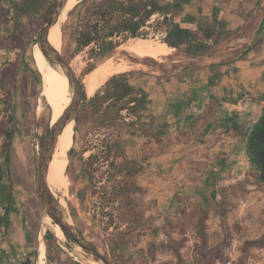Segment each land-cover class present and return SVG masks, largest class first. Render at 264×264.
Returning a JSON list of instances; mask_svg holds the SVG:
<instances>
[{
	"label": "rangeland",
	"instance_id": "1",
	"mask_svg": "<svg viewBox=\"0 0 264 264\" xmlns=\"http://www.w3.org/2000/svg\"><path fill=\"white\" fill-rule=\"evenodd\" d=\"M10 1L22 0H0V4L10 12L6 15L10 19L9 24H3L0 19V41L7 36V27L10 28L13 24L14 11ZM157 16L153 14L149 18L142 32L145 34L144 38L163 41L165 26L156 24ZM21 21L26 24L27 29L23 47L8 46L0 51V119L6 120L7 114L12 113L13 119L8 125L15 129L9 160L1 159L4 163V180L11 184L14 197V210L9 213V227H6L7 232L3 235L13 234L15 228L17 230L21 227V222L26 224L35 244L28 248L27 257L30 264H36L39 233L47 232L41 222L37 156L49 132L52 111L44 95H40L41 80L34 72L36 68L31 55L37 32L43 25L42 18L38 13L31 17L24 15ZM72 22L73 16L67 14L62 22L60 51L69 59L82 83L84 69L89 61L88 48L71 57L74 48ZM263 24L264 21L250 40L247 51L249 48H256L252 54L264 53V47L261 46L264 44V35L259 38ZM242 33L227 34L224 38L231 44H241L244 43ZM131 38L138 37L127 40ZM124 42L110 56L92 61L98 64L107 58L114 61L126 60L132 66L126 71L127 76L149 68L167 73L175 67L202 61L201 56L192 59L195 57H188L173 47L172 53L162 60L153 58L155 64L147 57L136 56L124 50L121 46ZM221 44L222 40L219 41V45ZM17 59L20 61L17 69L9 73L7 80L2 79V70L13 65ZM257 66H264V56ZM258 85L264 88V75L260 76ZM90 126V123H84L79 131L74 130L70 175L66 173L70 158L64 166L69 177L68 194L67 198L60 194L62 199L59 200L64 206H68L69 218L73 224L112 264H264V181L257 175L231 185L222 184L216 190L217 195L205 199L200 196L194 201L175 196L173 199L176 204L179 202L182 205H171V210H159L157 198L145 202L140 190L132 186L131 180L129 187H125V191L112 201L113 179L108 178V162L100 159L93 166L95 171L91 181L81 173L79 153L86 147L97 146L105 134L104 130L90 133ZM2 141L0 136V148ZM89 153L85 152L84 157ZM116 179L118 181L120 177L117 176ZM150 206L153 207V212H149ZM2 212L0 208V214ZM43 240L44 260L46 264H50L44 236ZM66 243V240L63 243L57 242L61 252L55 246L51 248V264H83L74 259L70 248L64 245Z\"/></svg>",
	"mask_w": 264,
	"mask_h": 264
},
{
	"label": "crops",
	"instance_id": "2",
	"mask_svg": "<svg viewBox=\"0 0 264 264\" xmlns=\"http://www.w3.org/2000/svg\"><path fill=\"white\" fill-rule=\"evenodd\" d=\"M174 17L191 29L211 25L221 39H207L211 54L192 65L128 75L146 103L138 115L126 116L134 123L122 132V147L137 167L134 180L145 202L157 198L161 211L182 205L176 204L175 196L197 201L218 194L243 137L242 118L249 113L241 109L242 103L248 98L258 102L264 95L258 85L264 66H257L264 53L247 51L264 21V0H188L179 2ZM236 32H243L244 43L231 44L224 38ZM15 231L3 235L7 228L1 230L0 264H30L27 225L21 222Z\"/></svg>",
	"mask_w": 264,
	"mask_h": 264
},
{
	"label": "trees",
	"instance_id": "3",
	"mask_svg": "<svg viewBox=\"0 0 264 264\" xmlns=\"http://www.w3.org/2000/svg\"><path fill=\"white\" fill-rule=\"evenodd\" d=\"M53 0H22L10 1L11 8L14 11L12 17V27H7V36L0 41V51L3 47L14 48L23 47V37L27 31L26 24L21 21L25 15L31 17L40 13L42 24L48 18L50 7ZM188 0H173L170 3L162 5L159 0H80L68 12L73 16V42L74 48L71 57L88 48V64L84 69V74L90 72L97 64L92 60H98L100 57L110 56L114 50L130 37H145L142 32L143 27L153 14L162 15L157 23L165 26V37L163 41L169 46L174 47L176 51L182 52L188 57H197L210 55L212 49L206 43L207 39L214 42L221 39L220 35L211 25H199L196 29L182 26L174 18L179 2ZM9 10L0 4L1 22L9 24L6 15ZM169 14V15H167ZM264 25V24H263ZM9 40L11 43L9 44ZM23 48L22 51H24ZM156 64L153 58L147 57ZM69 60V59H68ZM20 61L17 59L13 65H8L2 70V79L7 80L9 73L17 69ZM100 63V62H99ZM35 74L40 76L37 69ZM128 72L116 73L109 77L105 83L98 88L95 93L88 97L82 86V100L76 117L75 131H79L85 123H90V130L101 131L105 134L97 146H89L81 150L79 160L81 173L90 181L93 179L95 164L100 159L110 164L109 179L112 180L113 197L115 201L128 188L131 180L132 186L144 193L143 189L135 183L137 172L136 165L127 159L122 147V132L127 125L134 122L126 121L129 114L138 115L145 109L146 98L143 91L134 88L127 76ZM2 100V99H0ZM126 110V113H124ZM13 119V114L8 113L7 119H0V136L3 141L0 148V233L1 230L9 226V213L14 210L13 190L10 183L4 180L5 171L3 168L4 161L9 160L10 148L14 134V127L8 125ZM74 147L69 150V162L67 165V174L70 175L72 166V152ZM90 153L84 157V153ZM120 180L117 181L116 177ZM75 218V214L72 213ZM28 247L35 246L32 235L28 233ZM47 247V258L52 262L51 248L57 247L55 236L47 231L44 235ZM257 242V241H256Z\"/></svg>",
	"mask_w": 264,
	"mask_h": 264
},
{
	"label": "bare ground",
	"instance_id": "4",
	"mask_svg": "<svg viewBox=\"0 0 264 264\" xmlns=\"http://www.w3.org/2000/svg\"><path fill=\"white\" fill-rule=\"evenodd\" d=\"M78 1L79 0H67L59 19L48 30V41L59 51L62 43V22L65 20L68 12L73 8V5ZM121 46L124 50H127L136 56L151 57L158 60H162V58L168 56L174 50L173 47L163 41L144 37L131 38ZM31 55L35 68L40 74L42 88L40 90V95H44L46 102L52 111L50 122L54 123L71 101L72 93L68 77L59 65L49 63L36 43L32 46ZM130 67H132L131 64L126 60L120 59L114 61L112 58L104 59L82 78V86L85 90L86 96H92L109 77L116 73L125 72L130 69ZM73 134L74 123L73 121H70L62 127L48 165L47 183L52 192L54 191L55 196L60 200L62 199L60 194L65 198H67L68 194L69 177L66 174L67 172L65 173L64 171V166L69 159L68 153L73 145ZM60 203L64 206L62 202ZM67 221L71 223L72 219L68 217ZM43 223L46 227H49L59 239L65 240L64 234L58 224H56L48 215L43 218ZM43 244L44 240L41 238L37 246L39 250L37 252L36 264H46L42 249ZM71 254L75 260L80 261L83 264H99L95 261L86 259L80 246H75Z\"/></svg>",
	"mask_w": 264,
	"mask_h": 264
},
{
	"label": "water",
	"instance_id": "5",
	"mask_svg": "<svg viewBox=\"0 0 264 264\" xmlns=\"http://www.w3.org/2000/svg\"><path fill=\"white\" fill-rule=\"evenodd\" d=\"M66 1L67 0L52 1L48 18L39 28L35 41L49 63L57 64L64 70L68 77L72 93L71 101L63 113L54 123L49 122V132L37 156V191L41 202V222L47 231H50L55 236L57 242L63 243V240L59 239L49 227L45 226L43 218L48 215L56 224H58L64 234L65 240L67 241L64 245L68 246L71 252L75 246H80L86 259L95 261L99 264H112L106 255L101 253L92 242L86 239L73 222L69 223L67 221V218L71 217L68 212V206H63L60 203V200L55 196L47 183L48 165L55 148L57 137L62 127L70 121H73L75 130L76 117L82 101V83L76 75L74 68L61 51L57 50L48 41V30L59 19ZM263 35L264 28L262 29L259 38ZM248 100L250 99L248 98L247 101ZM259 122L260 126L255 131H249L246 136V142L252 137L256 146L259 147L258 156L260 165L255 168L260 171L261 178L264 179V114ZM44 235V232L39 233V241L41 238L43 239Z\"/></svg>",
	"mask_w": 264,
	"mask_h": 264
},
{
	"label": "flooded vegetation",
	"instance_id": "6",
	"mask_svg": "<svg viewBox=\"0 0 264 264\" xmlns=\"http://www.w3.org/2000/svg\"><path fill=\"white\" fill-rule=\"evenodd\" d=\"M249 99L253 105L248 106V101L245 100L243 101V105L241 107L242 110L248 111L249 114L242 118L245 127L243 130L242 140L239 143L235 154L237 155V158L235 157L233 160V164L230 166V175L224 179L223 185H231L244 180L251 175H257L260 180L264 181V179L261 178L260 171L255 168L260 165L258 156L259 147L256 146L252 137L248 140V142H246V136L249 131H255L260 126L259 120L264 114V95L258 102L252 101L251 98Z\"/></svg>",
	"mask_w": 264,
	"mask_h": 264
},
{
	"label": "built area",
	"instance_id": "7",
	"mask_svg": "<svg viewBox=\"0 0 264 264\" xmlns=\"http://www.w3.org/2000/svg\"><path fill=\"white\" fill-rule=\"evenodd\" d=\"M157 15H158V14H157ZM167 15H169V14H167ZM162 17H163L162 15H161V16H160V15L157 16V18H160V19H162Z\"/></svg>",
	"mask_w": 264,
	"mask_h": 264
}]
</instances>
